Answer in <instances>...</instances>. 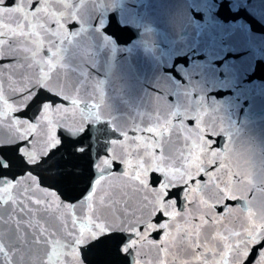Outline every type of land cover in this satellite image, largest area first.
<instances>
[{
    "label": "snow or ice",
    "instance_id": "snow-or-ice-1",
    "mask_svg": "<svg viewBox=\"0 0 264 264\" xmlns=\"http://www.w3.org/2000/svg\"><path fill=\"white\" fill-rule=\"evenodd\" d=\"M71 7L68 0H0V18L16 20L0 29V73L8 64L18 75L9 95L0 85V129L7 128L0 133V257L14 256L31 233L48 264H82V251L119 234L117 251L128 264H264V203L255 206L264 195V156L222 143L203 112L163 101L167 112L161 101L135 111L107 103L105 119L100 104L88 103L96 94L104 100V84L93 83L94 50L89 41L80 49L84 27ZM130 121L135 127L125 130ZM94 145L95 178L75 202L62 199L45 174L75 177L60 171L64 155L87 151L91 160ZM14 166L26 173L23 192L14 190L24 181L5 178ZM50 219L62 240L49 239ZM4 225L25 235L5 245Z\"/></svg>",
    "mask_w": 264,
    "mask_h": 264
},
{
    "label": "water",
    "instance_id": "water-1",
    "mask_svg": "<svg viewBox=\"0 0 264 264\" xmlns=\"http://www.w3.org/2000/svg\"><path fill=\"white\" fill-rule=\"evenodd\" d=\"M68 3L72 7L66 11L76 13L78 25L84 27L85 33L77 38L80 49L84 50L89 41L94 50L93 70L90 69L93 83L100 80L104 84V100L96 94L88 103L100 104L105 119H111L107 103L127 111L144 110L157 101H161L157 107L163 112H167L165 103L179 111L196 109L212 118L222 143L243 145L257 156H264V0ZM15 23L9 14L0 18V29L6 31ZM41 55L49 54L45 51ZM4 68L0 85L9 95L18 79L17 66L5 64ZM133 127L135 123L130 121L125 130ZM0 133L6 135L7 128L0 129ZM83 146L87 149V142ZM90 156L91 160L87 151L74 157L65 154L60 171L74 172L76 176L57 180L45 174V184L54 185L62 199L75 202L96 176L91 163L95 160V145ZM241 165V171H249L243 160ZM13 176L24 181L14 192H23L27 187L26 173L14 166L5 178ZM261 203L264 195L258 196L255 206ZM46 227L55 233L49 239H63L54 219ZM8 228L3 227L8 239L25 235L23 228L11 234ZM12 228L15 229V219ZM118 235L82 251V264H128L126 255L117 251ZM152 238L159 236L154 233ZM15 250L25 264H48L45 249L32 241L31 233ZM151 255H156L154 250ZM67 264L74 262L69 260Z\"/></svg>",
    "mask_w": 264,
    "mask_h": 264
}]
</instances>
